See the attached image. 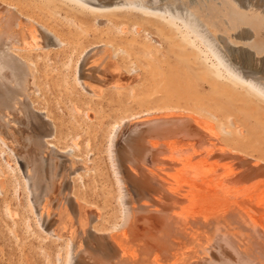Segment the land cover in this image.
Instances as JSON below:
<instances>
[{
    "label": "bare ground",
    "instance_id": "obj_1",
    "mask_svg": "<svg viewBox=\"0 0 264 264\" xmlns=\"http://www.w3.org/2000/svg\"><path fill=\"white\" fill-rule=\"evenodd\" d=\"M0 195L52 264H264V0H0Z\"/></svg>",
    "mask_w": 264,
    "mask_h": 264
},
{
    "label": "rangeland",
    "instance_id": "obj_2",
    "mask_svg": "<svg viewBox=\"0 0 264 264\" xmlns=\"http://www.w3.org/2000/svg\"><path fill=\"white\" fill-rule=\"evenodd\" d=\"M194 41L195 40L193 38H191L190 41L188 40L189 47L194 52L198 49L196 53H198V52H199L198 54L201 53L202 57L206 60V57H205L206 55H204L205 53H204L203 48L198 44L197 41H195V42ZM197 45H198V47H197ZM193 48H195V49H193ZM207 61L209 63L210 60L207 59ZM112 115H114V114L112 113ZM107 124H104L103 126L107 127ZM23 200H22V205H21V204L17 203L16 200L14 199V197L11 195H9L8 197H5V198L0 195V211H1L0 212V236H1L0 237L1 238L0 239V264H43V263L44 264H52L51 259L44 253L43 250L40 249L41 248L40 244H38L40 242L45 241L42 238V236L40 235L41 229L39 228L40 230L38 231V228H35V226L38 227V225H33L34 230H33V232H30V230H28L27 226L24 223L25 221H28V220L31 221L32 220L31 221L32 224H35V218H34L33 214L30 212V209L28 208L29 207L28 203H26L25 199H23ZM15 202H16V204H15ZM6 203H10V206L13 205V206H11V210L15 213H18V216H19L18 219L19 220L17 219L18 220L17 226H14L13 221H10V219L5 214ZM1 208L3 209V212H2ZM6 217H7V220H6ZM33 221H34V223H33ZM6 232H8V233H6ZM12 241H13V243H11ZM34 242H37V243H34ZM43 244L44 245H50L52 243L45 241ZM38 253H39V255H38ZM28 255H29V257H28ZM34 255H35V257H33ZM9 260H10V262H9ZM17 260H18V263L16 262Z\"/></svg>",
    "mask_w": 264,
    "mask_h": 264
}]
</instances>
